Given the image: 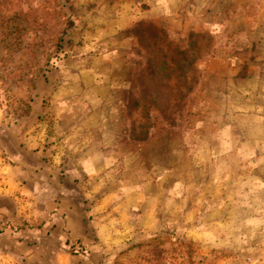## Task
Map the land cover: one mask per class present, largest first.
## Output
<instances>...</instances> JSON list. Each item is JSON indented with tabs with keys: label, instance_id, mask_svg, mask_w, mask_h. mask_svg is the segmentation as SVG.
Instances as JSON below:
<instances>
[{
	"label": "rangeland",
	"instance_id": "rangeland-1",
	"mask_svg": "<svg viewBox=\"0 0 264 264\" xmlns=\"http://www.w3.org/2000/svg\"><path fill=\"white\" fill-rule=\"evenodd\" d=\"M263 18L264 0H0V130H56L63 117H80L82 128L95 129L99 117L87 123V104L60 91V72L66 82L87 69L77 65L79 57L98 69L106 66L114 80L130 76L128 115L136 141L151 136L156 142L172 130L181 139L190 130L202 141L220 130H258ZM85 45L96 53L83 56ZM42 77L57 81L50 93L37 91ZM61 96L68 103H59ZM243 109L249 118L239 121ZM71 125L65 121L61 128ZM257 157L264 159V150ZM240 158L238 152L232 156L229 174H236ZM13 165L0 142V189L22 174ZM238 187L231 182L226 195L229 230L145 232L127 226L112 240L73 242L67 264H264V219L253 223L258 215L236 206ZM26 201L22 222L35 209ZM254 201L262 206L264 195ZM28 261L0 238V264Z\"/></svg>",
	"mask_w": 264,
	"mask_h": 264
},
{
	"label": "crops",
	"instance_id": "crops-1",
	"mask_svg": "<svg viewBox=\"0 0 264 264\" xmlns=\"http://www.w3.org/2000/svg\"><path fill=\"white\" fill-rule=\"evenodd\" d=\"M94 49L84 48L82 55L96 53ZM77 60L87 69L66 82L60 72V91L76 93L73 98L89 109L87 123L97 115L98 125L82 128L80 117H63L56 130H0L5 153L22 172L0 189V238L26 259L67 264L73 242L91 246L95 236L112 240L127 226L145 232L229 230L226 195L231 182L241 192L236 206L248 216L258 215L252 222L260 224L264 204L254 200L264 195V159L257 157L264 150V94H259L263 108L256 117L258 130H220L206 141L190 130L181 139L172 130L156 142L151 136L139 142L128 115L130 76L114 80L106 66L98 69L90 58ZM56 82L42 77L36 89L50 93ZM64 99L68 103L64 96L59 103ZM236 117L247 120L249 115L243 109ZM65 121L71 128H61ZM237 152L244 159H238L236 174H229ZM249 153L253 155L246 159ZM22 200L35 208L23 222Z\"/></svg>",
	"mask_w": 264,
	"mask_h": 264
}]
</instances>
